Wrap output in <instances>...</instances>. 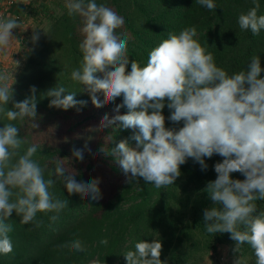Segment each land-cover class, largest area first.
<instances>
[{"label": "clouds", "instance_id": "clouds-1", "mask_svg": "<svg viewBox=\"0 0 264 264\" xmlns=\"http://www.w3.org/2000/svg\"><path fill=\"white\" fill-rule=\"evenodd\" d=\"M196 3L210 11L217 8L214 0ZM65 7L70 17L78 15L83 23L79 44L82 60L71 72V80L87 87L96 107L101 106L97 92H103L105 102L122 95L123 103L117 111L126 107L128 112L109 123L119 121L125 129H138L133 139L140 150L130 148L127 141L102 150L117 159L130 180L142 177L157 189L173 185L187 158L199 162L203 170L207 168L203 158L219 154L224 159L214 165L217 178L204 189L216 205L204 211V220L210 222L205 229L209 234L230 233L237 252L247 244L254 252L255 264H264V210L257 206V201H264V78L259 56L251 58L247 70L230 75L201 45L197 26L192 25L179 33L169 32L149 52L146 65L134 60L127 72L130 37L116 32L124 25V18L96 0H67ZM260 8V0H252V6L238 15L241 31L260 35L264 30V15H258ZM16 28H22L17 17L0 16V52L17 40L12 35ZM14 63L16 68L19 62ZM13 83L12 72L0 71V117L7 121L0 127V256L14 253L10 236L14 228L7 222L13 212L21 217V225L39 228L44 223L37 218L39 213H51L49 220L55 223L69 208L66 198L50 191L57 182H63L69 194H91L93 199L99 195L97 180L77 183L72 175H65L68 169L64 160L57 159L55 168L50 169L34 159L39 146L33 143L25 147L28 142L13 122L35 120L37 101L32 95L9 109ZM64 92L62 85L48 91L47 95L53 97L50 107L67 110L85 103L74 99L75 92L62 97ZM165 101L171 111L168 119L174 123L183 121L179 130L165 127ZM31 127L38 125L32 123ZM73 154L83 159L79 150ZM234 172H240L245 179H232ZM100 244L106 246L107 238ZM58 247L86 252L79 239ZM161 251L159 240L141 239L126 248L123 256L126 264H167L160 259ZM91 264L100 261L93 260ZM237 264L245 262L240 258Z\"/></svg>", "mask_w": 264, "mask_h": 264}, {"label": "rangeland", "instance_id": "rangeland-1", "mask_svg": "<svg viewBox=\"0 0 264 264\" xmlns=\"http://www.w3.org/2000/svg\"><path fill=\"white\" fill-rule=\"evenodd\" d=\"M107 1L112 3L111 0ZM66 2L67 0H50L48 4L43 5L38 12L34 30L32 28L26 37L19 38L16 34L18 38L12 42L14 49L10 52H0V71L12 72V88L16 100L35 95L38 109L45 100L53 99L47 93L57 88V84L48 82L43 70H38L36 61H32L31 69L24 76L23 68L30 62L29 59H32L34 51L40 52L39 47L43 42H49L50 49L56 51L54 58H61L63 55L65 49H59L60 32H54L52 24L65 16ZM109 7L112 8L111 5ZM81 25L76 27L78 34H81ZM222 28L220 19L215 18L213 27L205 31V35L209 38L219 36ZM34 36L37 37L35 40ZM199 37L198 35L197 39ZM42 56L38 58V63L44 60ZM14 61L19 62L16 68ZM57 63L65 65L61 60ZM33 88L35 93L31 91ZM84 92H87L86 86ZM92 95L87 92V104L81 106L82 108L64 110L49 105L48 110L41 109L36 112L35 120L28 119V131L32 123L38 125L36 130L32 128V132L29 131L33 134L32 143L62 149L63 155L61 154L60 158L64 160L69 172L80 166L89 167V162L94 166L93 169L103 167L102 161L106 153L102 149H107V146L120 136L130 137L136 130L123 128L119 121L109 123L115 116L124 113L120 109L117 111L118 105L114 100L105 102L103 92L95 93L101 103L100 107H96L92 102ZM4 123L5 121L2 127ZM76 150L82 154L81 161L73 154ZM203 159L207 168L202 170L199 162L187 158L180 166L181 175L166 189H157L142 177L128 180L130 175L127 179L126 175L123 178L116 176L112 180L113 188H110L107 194L105 192V197L100 199L105 200V203L114 201L125 185L121 197L124 203L121 206L122 211H110L106 232L107 247L100 242L95 243L88 250L89 261L86 258L80 260V264H91L93 260H99L100 264H126L124 251L141 239L147 242L159 240L162 243L160 259L167 264H214V257L217 264H237L240 258L245 264H255L256 257L247 244L242 245L240 252H237L236 242L231 239L224 244H218L216 252L211 249V234L205 229L206 223L210 222L204 220V211L216 205L204 189L208 182L217 178L214 165L222 162L224 158L214 153L212 157ZM231 178L245 179L240 172L232 173ZM117 180L119 182H116Z\"/></svg>", "mask_w": 264, "mask_h": 264}, {"label": "trees", "instance_id": "trees-1", "mask_svg": "<svg viewBox=\"0 0 264 264\" xmlns=\"http://www.w3.org/2000/svg\"><path fill=\"white\" fill-rule=\"evenodd\" d=\"M96 2L108 7L111 5L112 9L125 20L124 25L116 32L130 37L127 72L131 71V62L134 60L141 66L146 65L149 52L158 46L163 39H166L169 32L179 33L183 28L195 25L200 36L199 42L213 53L217 66L225 69L231 75L240 70H247V64L251 58L259 56L262 68L261 78H264V30L261 31L260 35L254 36L251 31H241L237 24L238 15L241 12H246L252 6V0H214L217 8L212 11L197 4L196 0H111L112 3L107 0H96ZM260 4L261 8L258 15H264V0H260ZM28 7H30L29 4ZM65 13L62 19L52 24L54 32L58 30L60 32L58 33L59 49H65L63 55L61 58H54L56 51L50 49L49 42H43L39 47L40 52L34 51L32 59H29L30 62L23 68V76L28 74L32 67V61H36L38 70H43L47 75L48 82L57 84V87L59 85L65 87L66 92L62 93V97L69 92H75L74 99L85 102L83 105L77 104L75 107L69 108L76 109L87 104L88 92L87 89V92L83 93L84 85H79L70 78L71 72L80 66L82 60L79 44L83 36L77 33L76 27L80 24L83 25V23L80 16L70 17L67 11ZM215 18L220 19L223 28L219 36L209 38L205 35V31L213 27ZM226 46L229 48H225ZM41 55H43L44 60L38 63L37 60ZM59 60L65 62V65H59L57 63ZM95 75L99 78L103 77L102 73ZM50 100H45L40 109L36 108V112L41 109L48 110ZM22 101L16 100L13 91V99L7 107L11 109L13 103ZM114 101L117 105H121L123 96L115 98ZM119 109L124 114L128 112L126 107ZM150 112L151 110H149ZM162 114L165 116L166 128L179 130L183 127V121L174 123L168 119L171 111L167 108V101H165ZM4 121L7 122L0 117V127ZM13 123L19 127V135L28 142L25 147L33 144L32 127L29 128L31 131L29 132L28 119L23 123L20 121ZM137 132L138 129L130 137H118V140L116 139L115 142L107 146V149L115 148L120 141H127L130 148L137 149V142L133 139ZM38 146L34 159L38 160L42 166L47 165L48 168L54 169L55 161L61 160L62 149L49 148L40 144ZM105 153L106 156L102 161L103 167L93 169L94 166H91L89 162V167L80 166V168L65 173V175H72L77 183H91L93 180H97L99 195L96 199H93L91 194L88 196H82L79 193L69 194L64 183L57 182L50 191L62 199L66 198L69 207L60 214V219L57 222L52 223L49 220L51 213L48 215L39 213L37 218L43 220L44 223L41 227L35 228L32 224L21 225V217L17 216L15 212L12 213L7 222L11 223L14 228V231L10 233L14 243V253L10 256H0V264H80L79 261L86 258L89 261L88 250L91 246L99 243L103 238H108L106 232L108 219L111 216L110 211L115 209L117 212L122 211L121 206L124 204L121 197L125 185L117 194L118 196L114 198V201L109 200L105 203V200L100 199L105 197L110 188H113L112 180L116 176L123 178L126 175L116 158L109 152L105 151ZM64 166L66 167L65 163ZM129 175H126V179ZM45 176L47 178V173ZM52 178L56 179L55 176ZM257 206L259 210H264V201H257ZM74 239L83 241L86 252H75L69 248L58 247ZM229 240H231L230 233L211 234L212 251L216 252L218 244H224ZM213 263L217 264L215 257Z\"/></svg>", "mask_w": 264, "mask_h": 264}, {"label": "crops", "instance_id": "crops-1", "mask_svg": "<svg viewBox=\"0 0 264 264\" xmlns=\"http://www.w3.org/2000/svg\"><path fill=\"white\" fill-rule=\"evenodd\" d=\"M50 0H29V6H23V4L17 5L14 9H7L6 18L9 16H15L18 18L19 23L21 24L22 28H16L12 30V35L14 38H18L16 34L19 35V38L26 37L28 32L33 28L36 27L38 21V12L43 5L49 3ZM34 9V10H33ZM32 30V31H33ZM20 31V32H19ZM19 32V33H18ZM14 49L13 43L6 49L5 52H10ZM3 53V52H1Z\"/></svg>", "mask_w": 264, "mask_h": 264}, {"label": "built area", "instance_id": "built-area-1", "mask_svg": "<svg viewBox=\"0 0 264 264\" xmlns=\"http://www.w3.org/2000/svg\"><path fill=\"white\" fill-rule=\"evenodd\" d=\"M4 4V6H2ZM28 5L29 0H0V16H3L6 18L7 14V8H15L17 5Z\"/></svg>", "mask_w": 264, "mask_h": 264}]
</instances>
